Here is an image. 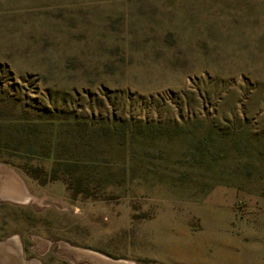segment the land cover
Here are the masks:
<instances>
[{
  "label": "rangeland",
  "instance_id": "1",
  "mask_svg": "<svg viewBox=\"0 0 264 264\" xmlns=\"http://www.w3.org/2000/svg\"><path fill=\"white\" fill-rule=\"evenodd\" d=\"M0 165L28 262L264 264V0H0Z\"/></svg>",
  "mask_w": 264,
  "mask_h": 264
},
{
  "label": "bare ground",
  "instance_id": "2",
  "mask_svg": "<svg viewBox=\"0 0 264 264\" xmlns=\"http://www.w3.org/2000/svg\"><path fill=\"white\" fill-rule=\"evenodd\" d=\"M4 169L8 170L11 173H13L14 175H16L14 177H16L17 179H14V181L17 182L19 184V186H20V190L21 191L19 193V196H20L21 199H28L29 198V192H28V190L26 188L25 182L22 180L20 175L17 174V172L15 170L0 165V170H4ZM14 238H17V237H14ZM15 241L19 245L18 239H15ZM16 243L14 242V240L13 241H11V240H9V241L8 240L0 241V245L2 246V248L5 247L1 251V254H0V256H1V259H0L1 264H34V263H36V261L35 262L26 261L23 258V256H22V251H21L20 246H19V248L16 247L17 246ZM99 257H101V256H99ZM104 258L106 259V257H104ZM117 261H119L117 263H121V264H137L135 262L125 261V260H117ZM11 262H13V263H11ZM103 262H105V261H103ZM37 264H39L38 261H37Z\"/></svg>",
  "mask_w": 264,
  "mask_h": 264
},
{
  "label": "water",
  "instance_id": "3",
  "mask_svg": "<svg viewBox=\"0 0 264 264\" xmlns=\"http://www.w3.org/2000/svg\"><path fill=\"white\" fill-rule=\"evenodd\" d=\"M15 239H17V238L10 237V238H8V239H6V240H8V241H9V240H11V241L14 240V242L16 243ZM16 244H17V243H16ZM15 246H16V245H15ZM19 246H20V245L17 244L16 247L19 248ZM4 248H5V247H4ZM4 248H2V246L0 245V254H1V251H2ZM103 258H104V257H103ZM0 259H1V256H0ZM110 261H111L112 264H121V263H117V262H119V261H117V260H116V261H115V260H110ZM0 264H1V262H0Z\"/></svg>",
  "mask_w": 264,
  "mask_h": 264
},
{
  "label": "trees",
  "instance_id": "4",
  "mask_svg": "<svg viewBox=\"0 0 264 264\" xmlns=\"http://www.w3.org/2000/svg\"><path fill=\"white\" fill-rule=\"evenodd\" d=\"M54 177H55V174H54Z\"/></svg>",
  "mask_w": 264,
  "mask_h": 264
}]
</instances>
